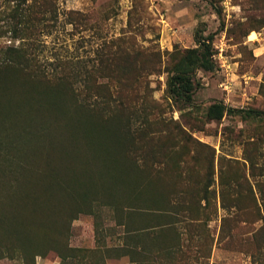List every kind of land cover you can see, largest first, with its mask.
<instances>
[{"label":"rangeland","instance_id":"1","mask_svg":"<svg viewBox=\"0 0 264 264\" xmlns=\"http://www.w3.org/2000/svg\"><path fill=\"white\" fill-rule=\"evenodd\" d=\"M206 37L212 68L171 97ZM213 103L264 111V0H0V152L25 163L0 156V202L35 242L0 264H264V118ZM56 176L99 198L67 234Z\"/></svg>","mask_w":264,"mask_h":264},{"label":"trees","instance_id":"2","mask_svg":"<svg viewBox=\"0 0 264 264\" xmlns=\"http://www.w3.org/2000/svg\"><path fill=\"white\" fill-rule=\"evenodd\" d=\"M197 43V47L188 49L185 55L175 64L173 73L167 81L168 92L171 97L175 99L189 101L192 97L193 91L192 73L194 72V70L196 68H202L204 70H209L212 68L211 58L213 52L211 49V37L198 39ZM234 111H237L238 113L244 112L248 116H258L264 118V111L253 109L235 110L233 108H227L221 103L211 104L208 107L207 116L211 119H219L225 113H233ZM0 156H4L3 163L8 165L9 169H11V166L16 163L25 168V163L23 162L24 160L20 159L17 155L14 156L13 154H10V152L6 154H2L0 152ZM16 157L18 158V160ZM18 172L19 171H17V173ZM5 173L8 175L6 177L8 188L9 190L14 191L16 182H18L17 178L15 177L16 172L13 170L0 171V174H3V176L5 175ZM59 177H52L53 185H55V187L61 188L62 190H66L76 194L72 196L75 198L74 209L71 210L72 212H69L67 216L65 215L59 222V226L61 227L62 231L60 232V229H57L59 234H67L70 228L71 221L75 219L81 212L91 213L92 210H86V208L91 207V203L99 198H97L98 196L92 197L91 192L88 188L94 183L92 181V176H89L85 179L82 187L79 180L74 182V184H72L71 186L67 187V182ZM5 208L6 207L0 202V257H4L7 255L11 256L16 253V251L20 252L23 256L25 255L26 248L31 244H35V242L33 241L34 238H32V236L28 233V223H24L22 219H18V217H15L13 214H9V212ZM131 211L132 212H129L128 214L130 218L132 216L143 217L144 215H146L145 211L141 209L137 210L132 208ZM11 233L15 237H13ZM8 238L10 243H8ZM58 243H60V241L56 240L54 245H57ZM53 248L57 250L58 246H54ZM36 254L42 255L43 252H37ZM58 256L60 258L64 257V255Z\"/></svg>","mask_w":264,"mask_h":264}]
</instances>
